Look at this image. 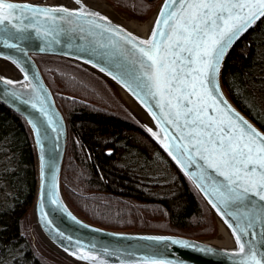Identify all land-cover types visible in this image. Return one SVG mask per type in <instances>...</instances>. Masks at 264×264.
<instances>
[{"label": "water", "instance_id": "95a60500", "mask_svg": "<svg viewBox=\"0 0 264 264\" xmlns=\"http://www.w3.org/2000/svg\"><path fill=\"white\" fill-rule=\"evenodd\" d=\"M4 2L31 6L16 10L19 19L0 26V59L8 62L15 72L0 71V101L25 119L33 140L36 171L33 215L44 240L61 255L81 264H244L246 260L254 264L248 259L249 248L259 254L257 259L264 264V201L240 189L237 193L229 191L233 186L217 170L208 167L206 160L200 159L199 151L191 150L189 140L178 138L188 130L169 122L175 117H170L169 110L163 107L165 98L149 94L142 75L144 58L138 48L144 45L139 42L150 38L158 17L164 20L170 11L178 12L179 4L161 0L149 35L139 36L94 8L43 0ZM57 8L68 11H42ZM161 11L164 16H160ZM262 16L231 38L219 59L212 84L198 88L201 104L206 105L203 115L222 121L236 137L243 133L245 141L254 140L257 150L264 147V130L229 98L222 85L221 70L233 45ZM34 55L70 59L128 92L152 119L157 132L133 112L136 118L192 181L219 223L230 231L232 243L222 246L209 239L171 232L108 229L78 214L68 203L62 187L67 122ZM236 194L241 199L235 200ZM234 232L245 244L243 253Z\"/></svg>", "mask_w": 264, "mask_h": 264}, {"label": "trees", "instance_id": "16d2710c", "mask_svg": "<svg viewBox=\"0 0 264 264\" xmlns=\"http://www.w3.org/2000/svg\"><path fill=\"white\" fill-rule=\"evenodd\" d=\"M110 1L144 15L161 0ZM34 57L67 122L62 187L78 214L108 229L215 235V215L199 191L110 82L64 57ZM221 80L233 103L264 130V15L228 52ZM35 187L29 128L0 101V264H50L34 253L21 227Z\"/></svg>", "mask_w": 264, "mask_h": 264}, {"label": "snow or ice", "instance_id": "6c2138e0", "mask_svg": "<svg viewBox=\"0 0 264 264\" xmlns=\"http://www.w3.org/2000/svg\"><path fill=\"white\" fill-rule=\"evenodd\" d=\"M170 2L179 4V11H170L164 20L158 17L150 38L139 42L144 45L138 51L144 58L142 66L145 71L142 75L147 80L149 94L165 98L163 107L169 110L170 117H175L169 122L188 130L186 135L178 138L189 140L191 150L199 151L200 159L206 160L208 167L217 170L233 186L229 188L230 192L237 193V189H240L242 193H251L264 201V147L257 150L255 141H245L243 133L236 137L222 121L207 119L203 115L206 105L201 104L202 97L198 95V88H204L206 83L212 84L219 59L231 38L258 16L264 15V0ZM30 7L0 0V26L19 19L15 15L16 10ZM42 11L68 10L57 8ZM160 16H164L163 11ZM162 25L167 26L166 30ZM152 89L156 92L153 93ZM241 123L244 124L243 121ZM244 128L248 129V126L244 124ZM248 131L251 132V129ZM191 159L189 156L188 160ZM254 159L259 163H254ZM239 199L241 196L236 194L235 200ZM229 227L232 225L229 224ZM233 234L243 253L245 244L240 236L235 232ZM248 252L250 261L261 264L257 259L258 253L251 248ZM244 264H248V260Z\"/></svg>", "mask_w": 264, "mask_h": 264}, {"label": "bare ground", "instance_id": "6f19581e", "mask_svg": "<svg viewBox=\"0 0 264 264\" xmlns=\"http://www.w3.org/2000/svg\"><path fill=\"white\" fill-rule=\"evenodd\" d=\"M43 1L48 2V3H52V4H62V5L72 6V7H90V8H94L96 10H100L104 14L115 19L117 22H119L120 24L125 26L127 29H129L131 32H133L139 36H148L149 35V33L152 29V26L154 24L155 16L157 14V10H156L149 20L140 21L136 18L127 17L122 12L117 11L107 0H79L78 3H77V0H43ZM0 71H3V73H6V74H14L15 73L13 71V68L10 66V64L8 62L2 60V59H0ZM108 82H110V81H108ZM119 91H120V94L122 96V99L125 100V102L129 105V107L133 110V112L138 116V118L150 130L157 132L156 125L153 123L152 119L149 117V115L146 113V111L135 101V99L128 92H126L124 89H122L120 87H119ZM32 142H33V140H32ZM33 148H34V146H33ZM33 204H34V202H33ZM219 224H220V232H219L220 235H218V237L209 239V241L214 243V244H217V245L228 246L232 243V238H231L232 235H231L230 231L228 230V228L223 223L220 222Z\"/></svg>", "mask_w": 264, "mask_h": 264}, {"label": "rangeland", "instance_id": "374dc122", "mask_svg": "<svg viewBox=\"0 0 264 264\" xmlns=\"http://www.w3.org/2000/svg\"><path fill=\"white\" fill-rule=\"evenodd\" d=\"M117 11L122 12L123 14H125L127 17L130 18H136L140 21H147L151 18V16L154 14V12L156 11L159 3L156 5V7H154L152 10H150L149 12L145 13L144 15H138L134 12H132L130 9H122L119 7H116L110 0H107ZM113 85V84H112ZM114 89L117 93V95L119 96V98L121 99V101L123 102V104L131 111V113L134 115L133 110L129 107V105L125 102V100L122 99V96L120 94L119 88H117L116 86H114ZM135 116V115H134ZM136 117V116H135ZM140 122V121H139ZM216 219V233L215 235H213L212 237H207V238H202V239H211V238H215L218 237L219 232H220V224L219 221ZM22 232L26 234L31 246H33L34 248V253L41 257L42 259H44L46 262H49L50 264H65L62 261H59L58 257L56 254L61 255L60 253H58L57 251H55L54 249H52L48 243L44 240L39 227L35 221L34 215H33V210L30 213L25 214L22 217ZM147 231H154V230H147ZM49 247L52 249V251L55 252V254H52L51 251H49ZM56 255V256H55ZM63 256V255H62ZM65 257V256H63ZM7 264L10 262L9 260H3L2 263ZM15 263H17L15 261ZM18 264V263H17Z\"/></svg>", "mask_w": 264, "mask_h": 264}]
</instances>
